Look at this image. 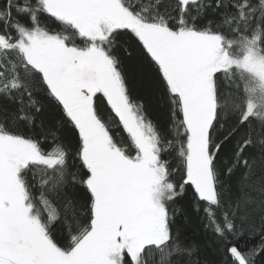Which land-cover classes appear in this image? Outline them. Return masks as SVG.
<instances>
[{
    "label": "snow or ice",
    "instance_id": "obj_1",
    "mask_svg": "<svg viewBox=\"0 0 264 264\" xmlns=\"http://www.w3.org/2000/svg\"><path fill=\"white\" fill-rule=\"evenodd\" d=\"M259 257L264 0H0V264Z\"/></svg>",
    "mask_w": 264,
    "mask_h": 264
},
{
    "label": "trees",
    "instance_id": "obj_2",
    "mask_svg": "<svg viewBox=\"0 0 264 264\" xmlns=\"http://www.w3.org/2000/svg\"><path fill=\"white\" fill-rule=\"evenodd\" d=\"M131 86L133 89V95L138 97L144 104L147 115L153 121L164 123L167 119V107L164 101L161 99L159 93L154 91L153 88L149 87L146 81L137 77L134 81L131 82ZM55 115L54 112H49V119L53 118ZM113 134H119L117 139L120 137H125L126 134L123 133L122 129L115 128L113 129ZM192 203V193L189 191L188 195L185 196L180 204L186 209L189 210V219L188 222H185L184 217H178L177 223L178 225L186 231L190 236H196L198 234V222L191 213ZM247 243H253V241H248L247 237L244 238ZM257 264H264V257H259L257 259Z\"/></svg>",
    "mask_w": 264,
    "mask_h": 264
}]
</instances>
